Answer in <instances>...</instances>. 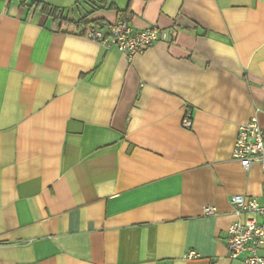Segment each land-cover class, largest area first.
<instances>
[{
	"label": "crops",
	"instance_id": "0c3cea01",
	"mask_svg": "<svg viewBox=\"0 0 264 264\" xmlns=\"http://www.w3.org/2000/svg\"><path fill=\"white\" fill-rule=\"evenodd\" d=\"M23 1L0 0V264H245L231 197L264 204V170L233 148L264 130V0ZM33 1L170 39L130 58Z\"/></svg>",
	"mask_w": 264,
	"mask_h": 264
},
{
	"label": "built area",
	"instance_id": "2783aa9c",
	"mask_svg": "<svg viewBox=\"0 0 264 264\" xmlns=\"http://www.w3.org/2000/svg\"><path fill=\"white\" fill-rule=\"evenodd\" d=\"M86 36L98 41L105 48L116 47L130 58L144 52L157 42L170 39V32L156 26L143 30H134L126 21H120L109 32L96 26H89ZM185 128L193 126L190 113L183 119ZM233 157L248 169L259 164L264 170V130L256 117L240 126L233 148ZM231 204L237 218L228 229L227 246L231 259H243L245 264H264L260 250L264 247V204L256 197L236 194L231 197ZM206 214L213 215L212 207L206 208ZM197 256L195 251L187 254L188 258Z\"/></svg>",
	"mask_w": 264,
	"mask_h": 264
},
{
	"label": "trees",
	"instance_id": "16d2710c",
	"mask_svg": "<svg viewBox=\"0 0 264 264\" xmlns=\"http://www.w3.org/2000/svg\"><path fill=\"white\" fill-rule=\"evenodd\" d=\"M25 1V0H24ZM23 1V3H24ZM88 1V0H87ZM86 1V2H87ZM101 3H103V0H101ZM28 6H30L31 8L32 7H35L36 9L40 8V10L47 16L49 17H53V18H59L63 21V23L65 24H74L76 27L77 26H84L88 29V26L90 24V22L88 21V17L91 15V12H94L96 11L97 9L99 8H102L103 5H100V6H95L92 11H90V13L86 14L85 16L81 17L79 20L77 21H70L69 17H68V13H67V10L66 8H60V7H56V6H53V5H50V4H46V3H42V2H37V1H33L31 2V4H29ZM120 21H126L128 23V19L126 16L123 15V17H121V19L119 20ZM105 24L103 23H98L96 26H101V28L104 27ZM86 30V29H85ZM85 33H87V30L85 31Z\"/></svg>",
	"mask_w": 264,
	"mask_h": 264
}]
</instances>
